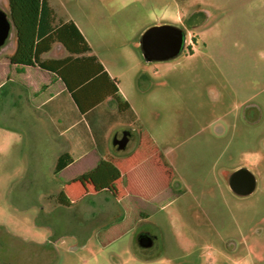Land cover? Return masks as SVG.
Returning a JSON list of instances; mask_svg holds the SVG:
<instances>
[{
  "label": "rangeland",
  "instance_id": "obj_1",
  "mask_svg": "<svg viewBox=\"0 0 264 264\" xmlns=\"http://www.w3.org/2000/svg\"><path fill=\"white\" fill-rule=\"evenodd\" d=\"M62 2L120 77L139 122L122 151L112 140L125 123L107 128L96 169L56 175L67 146L60 133L74 125L84 134V124L65 95L41 105L44 75L31 89L7 83L0 264H264V0ZM14 4L11 26L33 29L35 1L28 13ZM198 9L209 15L192 19L195 29L177 20L179 10L186 21ZM162 24L184 29L186 44L176 58L147 62L142 35ZM88 124L96 133L99 124ZM240 168L256 176L252 195L229 187ZM143 232L152 247L138 243Z\"/></svg>",
  "mask_w": 264,
  "mask_h": 264
},
{
  "label": "crops",
  "instance_id": "obj_2",
  "mask_svg": "<svg viewBox=\"0 0 264 264\" xmlns=\"http://www.w3.org/2000/svg\"><path fill=\"white\" fill-rule=\"evenodd\" d=\"M29 1L31 0H0V9L8 15L9 20H12L11 17L14 11L13 9L15 7L14 3H17L21 6L24 5L26 12L28 13L29 7L27 3ZM34 1V28L28 31L27 29L25 30L24 27L21 29H15L13 25L6 44L0 49V91L6 88L8 82L14 83L17 81H19L21 86H27L31 89L34 86V82H36L34 75L39 73L44 75L46 77L44 83L48 89V95L41 100V105H49L53 103L60 95H65L67 99L73 104L80 122L83 123L85 127L84 134L73 133L72 129L74 128V125L66 126L60 133V137H62L67 145L63 147L61 155L69 154L72 158V163L68 167H66L60 174L80 164L83 165V170L85 171L94 170L102 161V157H100V155L102 154L105 142L107 141V128H110V126H112L111 124L114 123H125L123 124L124 132L127 133L128 137H130V140L126 145L128 146L132 138H134L133 132L135 131V124L139 122L138 112L136 111L129 97L124 92L120 77H118L113 71H111L104 64L101 58L97 54H95L94 49L87 35L85 34L80 21L76 19L72 12L66 9L62 0H49L51 7L56 13L57 23L59 24L61 21H73L76 24L92 49L90 55H94L98 58L99 62L103 65L105 71L108 74V77L104 76L103 74H100L99 77H97L98 82L97 84H95L93 91L94 93H99L100 96H103V93H109L110 95L100 103H97L98 101H96L95 105H92V107L90 106L88 109H86L87 111L85 113H81V111L72 100L71 94L66 90L63 82L54 77V74L48 71H43L34 64L33 53L35 44L37 42L40 0ZM177 20L180 22H185V17L181 10H179L177 13ZM67 55L68 53L64 50L62 45L55 44L52 51L44 54L43 58L59 59L64 58ZM24 56L26 58V62L22 61ZM4 67L8 71H10L11 68L15 69L17 72H20V76L5 80V74L2 71V68ZM36 91L38 92L39 90L35 88L34 92L36 93ZM119 95H121L122 98L126 102H128V104L130 105V110H128L126 106L123 105L124 111H119L118 105L113 99V96ZM10 97L11 94H7L6 92L3 97V101H6ZM88 121L100 125H97L98 128L96 127V133L92 134ZM87 131L91 133L87 134ZM122 134L123 133H116V135L120 136ZM112 141H114V137ZM122 150L123 149H121V151ZM75 175L76 174H74V176Z\"/></svg>",
  "mask_w": 264,
  "mask_h": 264
},
{
  "label": "trees",
  "instance_id": "obj_3",
  "mask_svg": "<svg viewBox=\"0 0 264 264\" xmlns=\"http://www.w3.org/2000/svg\"><path fill=\"white\" fill-rule=\"evenodd\" d=\"M208 15L205 10L198 9L189 15L185 21V26L193 30L196 26H193L191 20L199 16H204L207 19ZM55 44L62 45L68 55L59 59H44L43 55L52 51ZM91 52L92 49L89 43L76 24L73 21H61L58 24L56 13L49 0H40L37 42L34 48L33 62L38 68L54 74V77L63 82L81 113H85L86 109L95 105L96 101L100 103L110 95L109 93H103V96H100L99 93L93 91L95 84L98 82L97 77L100 74L108 77V74L98 58L90 55ZM24 60L23 62H26V58ZM113 99L116 101L119 111H124L123 105L130 110V105L121 95L113 96ZM71 163V156L62 154L58 158L54 173L56 175L60 174ZM59 201L65 206L71 205L63 192Z\"/></svg>",
  "mask_w": 264,
  "mask_h": 264
},
{
  "label": "water",
  "instance_id": "obj_4",
  "mask_svg": "<svg viewBox=\"0 0 264 264\" xmlns=\"http://www.w3.org/2000/svg\"><path fill=\"white\" fill-rule=\"evenodd\" d=\"M11 22L8 15L0 9V49L6 44ZM186 44L184 29L162 24L148 28L142 35L141 48L147 62L167 61L178 57ZM129 141L127 133L114 137V145L124 149ZM229 187L238 196L252 195L257 189V179L252 171L246 168L236 170L229 179Z\"/></svg>",
  "mask_w": 264,
  "mask_h": 264
},
{
  "label": "flooded vegetation",
  "instance_id": "obj_5",
  "mask_svg": "<svg viewBox=\"0 0 264 264\" xmlns=\"http://www.w3.org/2000/svg\"><path fill=\"white\" fill-rule=\"evenodd\" d=\"M122 136V135H121ZM129 138V140H130V137H128ZM162 156H164V158L166 159V154H164V153H162L161 154ZM234 173V172H233ZM232 173V174H233ZM231 174V175H232ZM231 177V176H230ZM230 179V178H229ZM153 240H154V237H153V235L151 234V233H147V232H143L138 238H137V241H138V243L142 246H144V247H148V248H150V247H152L153 246Z\"/></svg>",
  "mask_w": 264,
  "mask_h": 264
}]
</instances>
